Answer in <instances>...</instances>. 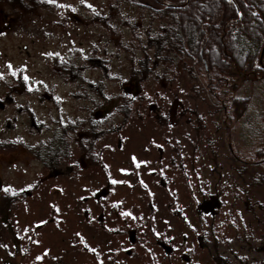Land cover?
Returning a JSON list of instances; mask_svg holds the SVG:
<instances>
[{
  "label": "rangeland",
  "instance_id": "374dc122",
  "mask_svg": "<svg viewBox=\"0 0 264 264\" xmlns=\"http://www.w3.org/2000/svg\"><path fill=\"white\" fill-rule=\"evenodd\" d=\"M131 1H0V264H264V73Z\"/></svg>",
  "mask_w": 264,
  "mask_h": 264
},
{
  "label": "trees",
  "instance_id": "16d2710c",
  "mask_svg": "<svg viewBox=\"0 0 264 264\" xmlns=\"http://www.w3.org/2000/svg\"><path fill=\"white\" fill-rule=\"evenodd\" d=\"M0 1L9 7H20L19 0ZM149 1L158 7L154 11L150 10V16L152 15L153 19H157L158 22L165 21L168 23L159 28L153 40L165 43L171 52L180 55L186 46L180 45L173 40V37H170L173 28L177 29L181 25L179 23L181 18L191 31L188 45L191 49L196 46L197 49L201 47V56L209 61L212 66L211 70L220 76H230V71L227 68L232 64L235 67L233 66L229 70L240 72L237 69L245 68L243 73H248L246 76H251L250 78H253L257 71L264 73V17L261 18L258 15L261 10L264 11V0H232L233 3L231 2L227 16L215 24L197 23L195 21L194 4L196 0H188L187 3L185 0ZM135 2L136 0H133L129 5H134ZM166 4L178 6L183 4L184 6L171 9L166 8ZM216 44L219 45V49ZM197 49L195 48V50ZM223 53L228 58L226 61L228 66L219 64L213 59V57H223ZM226 94H228V98L232 99L231 90L228 89ZM101 97L103 96L101 95Z\"/></svg>",
  "mask_w": 264,
  "mask_h": 264
},
{
  "label": "water",
  "instance_id": "95a60500",
  "mask_svg": "<svg viewBox=\"0 0 264 264\" xmlns=\"http://www.w3.org/2000/svg\"><path fill=\"white\" fill-rule=\"evenodd\" d=\"M167 8H179L178 6H174V5H166Z\"/></svg>",
  "mask_w": 264,
  "mask_h": 264
}]
</instances>
